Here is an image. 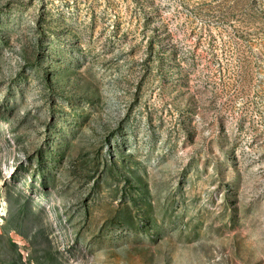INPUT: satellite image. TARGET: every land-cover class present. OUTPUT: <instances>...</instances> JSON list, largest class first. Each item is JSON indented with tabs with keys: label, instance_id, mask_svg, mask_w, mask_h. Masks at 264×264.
Returning <instances> with one entry per match:
<instances>
[{
	"label": "rangeland",
	"instance_id": "rangeland-1",
	"mask_svg": "<svg viewBox=\"0 0 264 264\" xmlns=\"http://www.w3.org/2000/svg\"><path fill=\"white\" fill-rule=\"evenodd\" d=\"M0 264H264V0H0Z\"/></svg>",
	"mask_w": 264,
	"mask_h": 264
}]
</instances>
